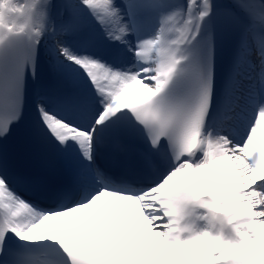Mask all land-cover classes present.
Segmentation results:
<instances>
[{
  "label": "snow or ice",
  "instance_id": "6c2138e0",
  "mask_svg": "<svg viewBox=\"0 0 264 264\" xmlns=\"http://www.w3.org/2000/svg\"><path fill=\"white\" fill-rule=\"evenodd\" d=\"M41 64L28 135L66 178L49 208L3 149ZM131 142L134 172L100 165ZM98 204V227L34 234ZM0 264H264V0H0Z\"/></svg>",
  "mask_w": 264,
  "mask_h": 264
},
{
  "label": "bare ground",
  "instance_id": "6f19581e",
  "mask_svg": "<svg viewBox=\"0 0 264 264\" xmlns=\"http://www.w3.org/2000/svg\"><path fill=\"white\" fill-rule=\"evenodd\" d=\"M136 86L134 85L133 88ZM131 93V92H129ZM73 221H76L77 223H81V219H77V217H58L54 220H49L46 222L45 227H41L40 229H45L46 228H55L57 232H60L61 229H70L71 224Z\"/></svg>",
  "mask_w": 264,
  "mask_h": 264
},
{
  "label": "rangeland",
  "instance_id": "374dc122",
  "mask_svg": "<svg viewBox=\"0 0 264 264\" xmlns=\"http://www.w3.org/2000/svg\"><path fill=\"white\" fill-rule=\"evenodd\" d=\"M130 90H132V89H130ZM42 227H45V225H44V226H42Z\"/></svg>",
  "mask_w": 264,
  "mask_h": 264
}]
</instances>
